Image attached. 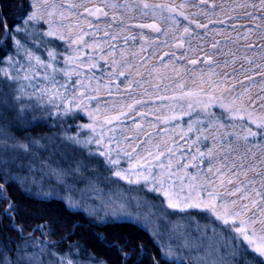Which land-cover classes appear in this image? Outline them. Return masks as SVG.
Instances as JSON below:
<instances>
[{
	"label": "snow or ice",
	"instance_id": "obj_1",
	"mask_svg": "<svg viewBox=\"0 0 264 264\" xmlns=\"http://www.w3.org/2000/svg\"><path fill=\"white\" fill-rule=\"evenodd\" d=\"M88 2L90 0L82 3L74 0H26L20 3L18 15H6L4 6H0V49L3 50L0 54V84L11 90L12 104L8 103V93H4L0 103L13 111L16 123L22 125L27 112L30 109L39 110L40 102L43 101L56 108L55 123L61 129L53 136L40 139L26 137L21 140L10 135L7 117L0 113V119L5 121L0 125V225L7 220L8 227L20 237L14 241L15 259L8 255L11 251L8 243L12 238L0 239V264H107L106 261L93 258L90 253L87 260L79 259L78 243L64 253L53 251L56 242L50 239V235L55 229L49 223H41L30 232L25 231L26 222H20L23 220L21 205L12 199L8 188L15 185L30 198L44 201L54 198L56 190L45 189L43 182L37 179V173L43 176L45 170L49 176L55 177L57 185L65 188L69 185V177L74 180L83 177L86 187L81 190V200L88 195L89 189L98 190V181L102 178L111 181V176H115L118 180L111 181L113 184L118 185L119 180H124L128 185L138 186L128 189L130 193H137V196H129L120 204L123 211L102 215L94 209H87L84 203L75 204L97 226L124 217L142 223L145 228L150 224L153 226L151 235L158 245V255H149L143 244L129 247L125 242L122 246L114 245L119 250L120 264H144L145 257L151 264H187L189 259H193V250L214 254L215 259L211 264H264V111L257 112L255 108L259 100L261 109H264V96L254 98L251 95L255 75L264 80V64L255 63L247 55L242 58L237 56L240 48L248 51L257 46L264 53V44L257 45L252 40L256 33L264 40V0H238L233 8L221 7L219 14L216 12L218 5L215 0L211 3L210 0H198V5L193 6L201 8L198 15L203 16L206 23L185 14L184 9L189 0L180 4L157 3L154 0H123L122 3L118 0H101V4L92 7L87 6ZM79 8L83 9L79 16L87 21L86 28L77 23L76 35L69 36L63 30L65 26L57 21L76 16L74 10ZM237 9V15H230ZM218 15L220 18H217ZM181 17L186 24L181 21ZM9 20H12L11 25ZM100 23H104L105 27L101 28ZM193 24L195 29L205 30L203 35L194 32L191 27ZM217 24H227L236 32L235 38L229 32L222 46L216 37L224 36L225 30L209 28V25ZM113 25L116 26L115 30ZM67 29L71 32L73 25H67ZM130 29L150 30L157 34V40L164 37L165 47L183 49L180 57L175 52L171 53V59H183L185 65L191 66L172 69L174 76L179 77L175 81L178 94L174 90L171 95L165 94L169 91V85L164 81L170 77L161 74L158 68L154 67L149 72L148 80L130 78L133 75L130 70L134 65L126 59V50L117 49L115 44L121 38L125 44L129 39L135 40L136 37L132 35L122 36ZM98 33H102L99 39ZM85 36L92 37V43H87ZM206 37H211L208 41L209 50L205 51L202 44L191 47L193 40L203 42ZM141 39L147 40V37L141 33ZM59 41H65L67 47L73 49L71 55L63 57L64 64L68 66L66 68L56 66L57 57L60 56L56 51ZM151 43H155V40ZM186 43L189 45L187 48ZM229 44L239 47H236V51L232 48L224 51ZM87 49H91L95 55H89ZM144 50V45H141L140 52ZM21 51L26 64L17 58ZM37 51L42 54L46 52V57L36 55ZM116 51L120 52L121 58L112 59L109 80L104 85L110 99L99 96L100 80H97L96 87L91 88L92 94H88L94 75L85 84L80 79L81 70L86 67L94 73L100 67L98 61L103 60L107 64V57H114ZM189 52L196 58H190ZM200 52L203 53L202 58ZM131 55L135 57L138 53L133 52ZM220 55L231 57V60L221 62L217 59ZM165 56H169V53L165 52L159 57L161 62H164ZM260 59L264 61V54ZM238 60L239 69L233 67L231 73L220 74L214 70L228 68L229 64L235 65ZM147 63L148 59L141 57V63L136 66V76L143 75L139 68ZM168 63H162L161 66L166 68ZM201 63L208 66V72L204 74L203 69H200L201 75L197 76L196 66ZM245 63L254 65L258 71L253 74L252 68L246 70ZM41 69L43 79L49 82L43 87L32 84L41 76ZM189 71L192 73V88L186 87L187 81L181 76V72ZM57 73L69 78V82L59 84ZM153 73H156L155 77ZM73 75L77 76L75 81H71ZM113 77L117 81L125 77L128 81L125 89L129 90L130 103L117 105L112 102L115 99L112 88L120 91V83L113 85ZM20 81L25 84L21 85ZM145 84L148 87H144ZM75 85H79V88ZM28 86L35 89L32 93L35 100L32 96L28 100L23 99L28 95ZM70 87L72 94L68 96ZM136 88H143L140 99L131 95L130 90ZM261 92H264V87H261ZM94 100L96 104L93 107ZM137 106L142 107L138 109ZM162 108L168 109L169 114H157ZM214 108L222 111H213ZM43 110L48 111V118L51 119L52 112ZM81 113L91 122L76 125L74 122L82 119ZM153 114H157L155 122L148 119ZM130 115L133 116L134 129L140 135L132 139L124 135L123 143L128 145V149H125L116 136L105 135V126L108 133H114ZM134 116L147 121L148 128H156L161 123L167 125L187 116V128L184 130L181 127L179 135V140L184 143L173 139L167 128L156 133L147 132L144 123L137 122ZM73 127L76 128L75 134H69ZM82 130H87L83 136L80 135ZM190 133L192 137H189ZM157 137L159 142H154ZM42 140L47 143H42ZM142 145L144 155L136 151ZM53 146L55 154L67 162V167L57 163L53 168L48 160L41 159L40 152H47ZM122 158L127 159V168L121 167ZM37 160L40 162L39 167ZM101 167L109 173L107 177L99 174ZM190 168L194 171H189ZM86 172L91 175L85 176ZM30 184L36 186L37 191L33 192L28 187ZM147 193L155 194V200H150ZM68 206L73 207V203L70 202ZM140 208L147 211H128ZM169 215L177 216L175 222L169 221L172 224L169 231L175 235L170 237L169 242L161 243L163 234L159 231V225L149 217L159 221L166 220ZM75 227L79 225H74L73 233L69 235L74 234ZM35 232H40L44 239L34 238ZM193 232L196 233L194 237ZM96 236L108 243L107 237L100 233H96ZM174 240L180 242L173 243ZM29 249L34 251L29 254ZM200 264H204V261L201 260Z\"/></svg>",
	"mask_w": 264,
	"mask_h": 264
},
{
	"label": "rangeland",
	"instance_id": "obj_2",
	"mask_svg": "<svg viewBox=\"0 0 264 264\" xmlns=\"http://www.w3.org/2000/svg\"><path fill=\"white\" fill-rule=\"evenodd\" d=\"M57 2H59V0H57ZM74 2L76 3H82L84 2V0H74ZM118 2L122 3L123 0H118ZM154 2L157 3H172V4H180L183 3L184 0H154ZM212 2V0H210V3ZM238 2V0H215V3L218 5L216 12L219 14L220 12V8L223 7L225 9H230L235 7L236 3ZM101 4V0H90V2L87 3L88 7H92L93 5H99ZM198 5V0H189V4L187 7H185L184 11L186 15H189V17L191 19H195L199 22H203L206 23L207 21L205 20V18L201 15H198V13L200 12L201 8L198 6H193V5ZM77 15L76 16H69L67 19H65L64 21H57L58 23H62L65 27H64V31L69 35V36H75L76 35V24L79 23V25L81 27H85L87 25V21H85L84 19L80 18L79 13L83 12L82 8L79 9H75L74 10ZM210 11V9H209ZM20 12V11H19ZM239 12V9H237V12H231L230 15H237V13ZM67 15V14H66ZM138 15V14H137ZM259 15V13H258ZM217 18H220L219 15L217 16ZM91 19V18H90ZM181 21L183 23H187L186 21H183V18H180ZM103 20V18H102ZM133 23H135V21H132ZM245 23H247V21H244ZM259 22V21H258ZM73 25V30L71 32H68L67 29V25ZM100 27L103 28L105 27L104 23H100ZM161 27L163 28L164 25H161ZM192 29L194 30V32L200 33L201 35H203L204 31L203 29H195V25H191ZM221 28L225 30V35L224 36H217L216 39L220 40L222 42V46H223V42L225 40V36L231 32L232 37L235 38L236 36V32L232 31L227 24L225 25H209V28ZM45 28H47V25H45ZM116 29V26L113 25V30ZM141 33H143L144 37H147V40H142L141 39ZM123 35H132L135 36V40L129 39L128 43L125 44L123 38L117 40L115 42L117 49H123L126 50V59L134 65V67L130 70L131 73L133 74L130 78L133 80H148L149 77V72L155 67L158 68L160 73L163 74L164 76L170 77V79H165L164 83L169 85V91L165 94L167 95H171L173 90L178 94L179 93V89L175 87V81L179 79V77L174 76L172 69L173 68H181V66H185L186 68H191V66L185 65L183 59L180 60H175V59H171V53L175 52L177 57L181 56V53L183 52V49L177 50L171 47H165L163 45V39L164 37H161L159 40L156 39L157 34L155 33H151L150 30L144 29H130L127 32L122 33ZM100 36H102V33H98L97 34V39L100 38ZM85 41L87 43H92V37L90 36H85ZM169 44L172 43L170 36H169ZM211 37H206L205 41H199V40H193L191 43V47L192 48H196L198 44H202L203 48L205 51L209 50L210 44L208 43V41H210ZM155 40V43H151V41ZM252 40L254 43H256L257 45L259 44H264V40L259 38V33H256L253 35ZM242 43V42H241ZM141 45H144L145 50L143 52H140L141 49ZM185 47H189V45L186 43ZM236 47H239V45H237ZM236 47H232L231 44H229L227 47L224 48V51H228V48H232L233 51H236ZM56 51L60 53V56L57 57V68H66L68 67L67 65L64 64V60L63 57H67L69 55L72 54L73 49L67 47L65 41H59L58 45L56 46ZM87 53L89 55H95L91 49H87L86 50ZM105 51L107 52L108 49L105 48ZM135 52L138 53L137 56H132L131 54ZM165 52L169 53V56H165L164 57V62H161L159 57L164 55ZM153 53H155L156 55H153ZM36 55H41V58L46 57L47 53L44 52L43 54L39 51H37L35 53ZM264 53H261V50L259 49V47L257 46L254 50H248L245 51L243 48H240V50L237 52V56L239 57H243L245 55H247L248 57L252 58L255 63L257 64H264V61H262L260 59L261 55ZM200 57H203V53L200 52L199 53ZM24 56L23 51H21L20 53V57H17L18 59H20L21 63L26 64V60L22 59ZM188 56L190 58H196V56L192 53L189 52ZM141 57L147 58L148 59V63L144 66V67H140L139 71L143 74L142 76H136L135 73L137 71V65H139L141 63ZM115 58L116 60H120V52L116 51L115 56H108L107 60L108 63L106 64L105 61L100 60L98 61L100 64V67L96 68L93 72H90L86 67L84 69H82V75L80 77V79H83L85 84H88V78L93 77L94 78L91 79V87L88 89V94H92L91 93V88L96 87V83L97 80L101 81V91L99 93V96L102 99H110L109 97H107L106 95V90L104 89V85L108 83L109 80V73L111 71V69L109 68V64L111 63L112 59ZM98 59V57H97ZM171 59V62H169V60ZM217 59H219L221 62L225 59H229L231 60V57H226L223 55H220L219 57H217ZM162 63H168V66L162 67ZM233 67L239 69L240 67V61L238 60L237 63L235 65L229 64L228 68H215L214 70L220 74H223L224 72H228L231 73L233 70ZM197 71H196V75L199 76L201 75L200 69H203V73L206 74L208 72V66L205 64H199L196 66ZM244 68L247 70L249 68H252V72L253 74H255L258 69H256L254 67V65H248L247 63L244 64ZM41 72V76L37 77L36 80L32 81V84L34 85H38L39 87H43L48 85V81L43 79V70H40ZM156 76V73H153V77ZM181 76L184 77V79L187 81L186 87L187 88H192L194 87V85L192 84V73L189 71L187 73L185 72H181ZM77 79L76 75H73L71 77V81H75ZM215 79V77H214ZM56 80L58 81L59 84H63L65 82H69V78L64 77L61 73H57L56 74ZM153 83H155V80L153 79L152 81ZM115 83H120V91L117 92V90L115 89V87L112 88L113 91V97L115 98L112 102L116 103L117 105L121 104V103H130L131 102V98L128 95V91L125 89V85L128 83V81L125 79V77H120L119 80L117 81L115 77H113V85ZM247 83V82H246ZM21 85H24L25 82L24 81H20ZM75 87L79 88V85H75ZM144 87H148V84H145ZM205 87H207V85H205ZM261 87H264V80L261 79V77L259 75H255V86L252 87L251 89V95L252 97L256 98L258 96H264V92H261ZM81 91H84L85 89H80ZM26 91L28 93V95H25L23 97V99L28 100L29 96H32V99L35 100L36 97L32 95V93L35 91V89H33L31 86L26 87ZM131 91V95L135 96L137 99L141 98V94L143 93V88H136L134 90H130ZM149 91H152L151 88H149ZM4 93H8V96L10 95L12 97V92L11 90L6 87V86H2L0 85V100L4 99ZM72 94V88H69V91L67 93L68 96H71ZM144 99H147V97H143ZM12 100V98H11ZM57 103H59V101H57ZM159 103V102H157ZM260 101L257 100L256 101V111L260 112V111H264V109H261L260 107ZM96 104V101H92V106L94 107ZM142 106H137V108H141ZM43 109H49L52 112V118L49 119L48 118V111H44ZM147 110V109H146ZM178 111V110H177ZM213 111H217L220 112L222 111L221 109L218 108H214ZM30 115L36 114L38 117H33L34 119H38L42 129H43V136L41 137H49L52 135H45L46 131L44 129H47L49 125L51 128H53V126L56 124L55 121L57 119V117L55 116V112H56V108L52 105H48L45 102L41 101L40 102V109H30L28 111ZM32 112V113H31ZM110 114H115V113H110ZM159 115H168V109L166 108H162L160 113H157ZM157 114H153L152 116H150L148 119L155 122V116ZM82 116V119H78L76 120L74 123L76 125L79 124H87L90 123L91 121L89 120V118L84 115L83 113L80 114ZM134 119L137 122H141L144 123L145 125V130L147 132H151V133H156L158 131H161L164 128H167L169 130V135L173 137V139L179 140V135L181 132V127L186 130L187 128V124L185 123L189 118L187 116H185L183 118V120L180 121H171L169 124L165 125V124H158L156 128H148L147 127V121H141V118L139 116H134ZM47 123V124H46ZM69 123H73L72 121H69ZM45 127V128H44ZM58 129H60L59 127H57ZM174 129V131H173ZM61 130V129H60ZM71 133L75 134L76 132V128L73 127L71 129ZM85 131L87 130H82L80 135L83 136ZM89 135H91V133H89ZM105 135H114L116 136L122 143H121V147L128 149V145L123 143V138L124 135H128L130 137V139L135 138L136 136L140 135L139 133H137L134 129L133 126V116L130 115L128 118L124 119L123 125H121L120 127H118L117 131H115L114 133H108L107 132V126H105ZM193 134H189V137H192ZM141 138H143V136H141ZM135 142V141H134ZM154 142H159V137L156 138V140ZM179 142L181 144L184 143L183 140H179ZM57 143V142H56ZM210 144V141L208 142ZM59 144V143H57ZM95 147V146H93ZM201 148L203 150V144L201 145ZM130 150V149H129ZM137 153H139L140 155H144L143 152V145L138 148ZM41 153H43L42 155L44 156L45 154L47 158L45 160H48L49 163L51 164V166L53 168H55L57 166V163H59L61 166L67 167V162L64 161L63 159H61V156L59 154H55V147H50L48 149L47 152L42 151ZM122 155V154H121ZM45 156V157H46ZM51 156V159H49V157ZM135 161H133L134 163ZM38 167V166H37ZM121 167L123 168H127L128 167V161L126 158H122L121 159ZM103 168V167H101ZM189 171H194V169H189ZM45 177L48 175L47 170H45ZM43 175V176H44ZM109 175V173H108ZM107 175V176H108ZM40 176L38 180H41L42 182L45 179H43L44 177ZM106 176V177H107ZM55 178V177H54ZM101 180V179H100ZM118 178L115 176H111V181H117ZM110 180L108 179H102L103 184H100L98 182V190L97 191H91V189H89V193L87 196H85L84 200H81V196H82V192L81 190L85 189L86 184L81 187L79 189V191L75 190L73 187L72 188H68L66 189L69 195H67L66 193L60 194L57 192V197L65 200L68 204L71 202L73 203V207H70L74 210H77L78 208L75 207L76 203H84L85 206L87 207V209L92 210L94 209L95 211H98L99 213H101L102 215L108 212H116V211H123L120 208V204L126 200L129 196H137V193L135 192H129L128 189L130 188H135L138 187L136 185H128L124 180H119L118 181V185L117 184H113L111 183ZM30 186V185H28ZM44 188L46 189L48 187L47 182L45 181V184L43 183ZM56 190V188H55ZM35 191H37V188L35 189ZM59 191V190H57ZM75 194H77V198H73L71 197L74 196ZM148 198L150 200H155V194L152 193H147ZM128 211H132V212H141L144 213L147 211V209L145 208H140V209H128ZM155 211V209H154ZM168 211L172 212L171 209H169ZM84 213H86L85 211H82ZM122 219H129L127 217H124ZM122 219H116V220H122ZM150 220L155 221V223H157L159 225V231L163 234L162 235V240L160 241L161 243H166L169 242L170 237L174 236L175 234L170 232L169 229L172 227V224L169 226H166L162 220L157 221L155 217H149ZM132 220L134 222H136V220L134 219H129ZM138 223V222H136ZM141 226H144L142 223H139ZM152 225L150 224L148 226V228H146L148 230V232L152 231ZM193 237L196 235L195 232H193ZM173 243H177L180 241H172ZM198 243V242H197ZM193 259V262L195 264H200V261L203 260L204 264H211V261L213 259H215L214 254L212 253H206L205 251H197V250H193L191 253Z\"/></svg>",
	"mask_w": 264,
	"mask_h": 264
},
{
	"label": "trees",
	"instance_id": "obj_3",
	"mask_svg": "<svg viewBox=\"0 0 264 264\" xmlns=\"http://www.w3.org/2000/svg\"><path fill=\"white\" fill-rule=\"evenodd\" d=\"M22 2H26V0H0V6H4L3 12L6 15L9 13L18 15L20 11L19 5ZM8 23L11 25L12 20H9ZM2 52L3 50L0 49V54H2ZM0 85L1 87L3 86V84ZM8 103L9 105L12 104L10 95L8 96ZM0 113L7 117L11 136L21 140L26 137L40 139L41 136H43V129L40 124L43 123V121L39 122L38 119H34L33 117H38L36 114L31 112L32 115H30L28 114L29 112H27L24 123L18 125L15 121V113L10 109H6L3 103H0ZM4 122L3 119H0V125ZM47 126L48 128L44 129L46 131L45 135L49 134L53 136L55 133L60 132V129L57 128L56 124L53 128L49 125ZM71 132L69 134H72ZM41 142L47 143V141L43 140ZM9 143H11V141H9ZM57 143L59 142L57 141ZM42 154L43 153L40 152V157L45 160L47 158L46 155L48 154H45L44 156ZM24 162L27 163V159H25ZM36 164L39 167V160L36 161ZM99 174L102 175V177L108 175L103 168L99 169ZM88 175H91V173L86 172L85 176ZM39 177L40 175L37 173V179H39ZM43 177V179L48 177V179L43 181L44 184L45 181L48 184L46 189L56 188V192L60 194L66 193L69 195L67 192H64L67 191L66 189L73 187L75 190L79 191V189L85 185L83 177H77L75 180L72 177H69V185L67 188L57 185L55 178L52 176L47 175L45 177L44 175ZM102 179L98 181L100 184H103ZM28 187L31 188L33 192H35V189L37 188L31 184ZM8 192L12 199L21 205V215L23 220L20 222H26V232H30L32 228H35L41 223H49L53 225L55 231L50 235V239L56 242L55 247L52 249L53 251L64 253L67 252L70 247L78 243L80 245L79 259L87 260L88 254L90 253L93 258L106 261L107 264H120L119 250L114 245L122 246L127 242L129 247H134L138 243L143 244L145 246V251L149 255H158V245L153 241L150 232H148L144 226H141L139 223L132 220H114L108 224L97 226V223L94 222L90 216L82 212L80 209L74 210L70 208L65 200L57 196L46 201L39 198H30L15 185L9 187ZM77 196V194L74 196L71 195L73 198H77ZM169 213L171 212L169 211ZM197 219H199V217H197ZM176 220V215H169L167 219L162 220V222L166 226H170L171 223H169V221L175 222ZM8 224L9 222L4 220L3 224L0 225V239H7L8 237L12 238L8 243V249L11 250L8 252V255L10 258L15 259L16 243L14 241H18L20 237L15 231L8 227ZM74 225H79V227H75L74 234L69 235V233H73ZM45 231H47V229ZM96 233H100L101 236L107 237L108 243H105L102 239H98ZM33 236L34 238L44 239L40 232L33 233ZM28 251L29 254H31L34 250L29 249ZM144 264H151V261L145 257ZM187 264L195 263L193 260L189 259Z\"/></svg>",
	"mask_w": 264,
	"mask_h": 264
}]
</instances>
